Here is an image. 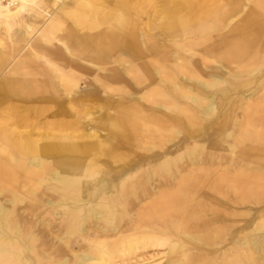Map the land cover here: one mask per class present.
<instances>
[{"label":"bare ground","instance_id":"1","mask_svg":"<svg viewBox=\"0 0 264 264\" xmlns=\"http://www.w3.org/2000/svg\"><path fill=\"white\" fill-rule=\"evenodd\" d=\"M3 1L0 264H264V0Z\"/></svg>","mask_w":264,"mask_h":264},{"label":"rangeland","instance_id":"2","mask_svg":"<svg viewBox=\"0 0 264 264\" xmlns=\"http://www.w3.org/2000/svg\"><path fill=\"white\" fill-rule=\"evenodd\" d=\"M4 3H5V0L3 1ZM0 35H2L1 33H0ZM2 38H4V36L2 37ZM4 47V48H3ZM7 47H8V43H6L5 41L3 42V44H2V46H1V49L2 50H6L7 49ZM87 79V78H86ZM119 85H121V84H119ZM86 85L84 84V82H83V80H81V84H80V88L82 89V88H84ZM87 88V87H86ZM87 102V104H88V106H83L82 108H83V110H86V109H88V108H92V107H96L97 105H98V103L96 102H91V101H86ZM92 105V106H91ZM93 111V110H92ZM42 121H44V120H42ZM104 159H107V157H103ZM100 176V173H96V174H93V175H91V176H89V177H87V180L88 181H93V179H96V177L98 178ZM251 200H252V202L254 203V197H251ZM261 206H263V203H254V204H252V203H249V207H251V211H250V215H249V219L251 220L252 218H253V216H252V213L255 211V210H257V209H260L261 208ZM263 256H264V254H263Z\"/></svg>","mask_w":264,"mask_h":264}]
</instances>
